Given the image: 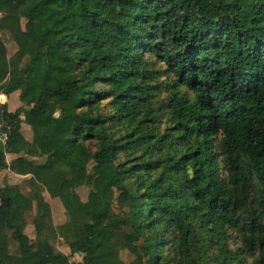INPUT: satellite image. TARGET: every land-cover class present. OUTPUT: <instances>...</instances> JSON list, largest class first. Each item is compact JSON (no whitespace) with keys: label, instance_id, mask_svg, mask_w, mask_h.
Instances as JSON below:
<instances>
[{"label":"trees","instance_id":"16d2710c","mask_svg":"<svg viewBox=\"0 0 264 264\" xmlns=\"http://www.w3.org/2000/svg\"><path fill=\"white\" fill-rule=\"evenodd\" d=\"M0 14V31L19 45L12 57L0 52V74L12 75L0 92L19 91L22 104L13 113L0 105L12 122L0 172L29 176L31 188L0 184V264H73L50 240L42 189L71 214L69 249L80 264H123L122 249L135 264H203L205 243L226 242L228 229L264 264V0H0ZM22 19L40 40L25 45ZM105 97L119 138L98 113ZM23 123L34 141L23 140ZM7 153L19 156L7 163ZM90 162L106 168L110 185H93L83 201L74 185ZM115 202L128 211L106 214ZM33 210L42 242L25 232ZM109 228H128L125 240L107 242Z\"/></svg>","mask_w":264,"mask_h":264},{"label":"rangeland","instance_id":"374dc122","mask_svg":"<svg viewBox=\"0 0 264 264\" xmlns=\"http://www.w3.org/2000/svg\"><path fill=\"white\" fill-rule=\"evenodd\" d=\"M2 18V14H0V19ZM22 29L26 31L28 35V42L25 44L27 45L29 42L37 41L42 38V32L38 29V27L34 28H27L25 19L21 20ZM19 45L16 44L12 36L9 34V32L6 31H0V52L6 54L8 57H12L16 51L18 50ZM27 58L23 60V64L26 62ZM155 60L152 57L148 58V62L150 64L151 69H164L163 64L154 62ZM165 78L164 75H162L161 80ZM12 85V75L10 73L8 74H0V90L6 91L10 88ZM97 91L101 92H108V86L103 84H96L95 86ZM161 96H159L160 99L164 98L166 95V92L161 89L160 91ZM16 104H17V98ZM14 99V100H15ZM14 100L10 102V107H13ZM114 107L111 102L110 97H105L98 103V113L100 116L104 117L106 119V127L107 132L113 137V138H119L121 135L124 134L123 126H121L119 123H115L110 119L111 116L114 115ZM166 112V110H159L157 111V114H163ZM159 121L156 123V126L159 128V132H162L165 128L166 124V116H159ZM133 126H138L137 122ZM90 151L93 152L96 149L95 143L88 144ZM164 145H159V150L154 155V159L158 158L161 154V152L164 150ZM140 152L139 149L135 151L136 154ZM38 160H41L37 158ZM125 160V154L123 155L121 151H118L116 153V160ZM88 170L90 173V176L86 179H79L75 185L74 188L76 192L79 194L80 198L85 201L88 196V192L91 189V187L94 185L100 189H104L107 186H109V180L107 178L106 168L104 166H95L94 162H90L88 165ZM0 182L3 183L4 179L8 176L5 175V172H0ZM15 182L18 183L19 187L21 188L22 192L25 194L30 193V186L28 184L27 179H20L17 178ZM137 178L133 176L130 179L129 184L134 187V184H137ZM43 195L47 202L49 203L51 207V219H50V225L47 227L49 231H47L49 234H52L50 240L53 241V244L55 248L61 252H63L66 255H69L70 261L73 264H80L82 262L83 255L81 254H71L69 249V242H71L76 234V229L71 228V214L68 213L64 207L62 206L61 202L57 198H52L49 196V194L42 189ZM118 194V193H116ZM128 211V206L126 204L123 205V207L118 204L117 202L113 203V205L109 206L106 210V214H124ZM35 215V210L27 213L26 220L27 225L25 228L26 234L29 236V238L32 241H44L46 239L45 233H36L34 226H33V219ZM128 228H124L123 231H121L122 234L116 233L113 228H109L106 234V241L112 242L118 240L119 242H122L125 240L123 236V232L127 231ZM226 242L221 243L219 245H212L211 243H205L204 245V261L203 264H254V260L257 257V253L255 255H251L246 253V251L243 250V245L241 241V235L238 230H227V236H226ZM134 245H142L143 239L140 238L139 240L135 241L133 243ZM223 245V246H222ZM222 246V250H220V247ZM17 245L15 243L11 244L10 251L11 253H16ZM225 253L231 257L230 262L227 261V259L224 260V263H220L218 260V256L220 253ZM36 254H41L43 251L41 249L35 250ZM119 258L121 260V263L123 264H135L136 256L129 251L128 249H122L119 252ZM97 264H104L103 258L97 259Z\"/></svg>","mask_w":264,"mask_h":264},{"label":"crops","instance_id":"0c3cea01","mask_svg":"<svg viewBox=\"0 0 264 264\" xmlns=\"http://www.w3.org/2000/svg\"><path fill=\"white\" fill-rule=\"evenodd\" d=\"M19 95H20L19 91H14L13 93H9V94L0 92V99H2V100L5 99L4 105L7 107L8 112L13 113L19 107H21L22 104L19 100ZM15 98H17V104H16ZM12 100H14L13 101L14 105H13V107H10V102H12ZM21 136H22L24 141H29V142L34 141V135H33V132L31 130V127L25 123L22 124ZM18 156H19V154L7 153L6 154V162L10 163L13 159L17 158ZM2 172H5L6 173L5 175L8 176L7 178L4 179L3 183L7 182L9 184H18L17 182H15V180H17V178H20V179H28L29 178V176L18 175L16 173L9 171L8 169L3 170ZM3 183L0 182V184H3Z\"/></svg>","mask_w":264,"mask_h":264},{"label":"built area","instance_id":"2783aa9c","mask_svg":"<svg viewBox=\"0 0 264 264\" xmlns=\"http://www.w3.org/2000/svg\"><path fill=\"white\" fill-rule=\"evenodd\" d=\"M5 104V99H0V105ZM20 120H24V115L19 116ZM12 122L11 120L3 115L0 111V144L5 145L11 130Z\"/></svg>","mask_w":264,"mask_h":264}]
</instances>
